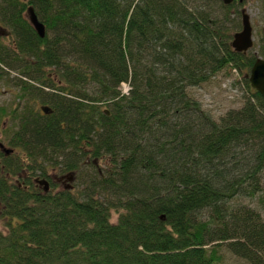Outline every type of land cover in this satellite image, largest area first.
<instances>
[{
  "label": "trees",
  "instance_id": "trees-1",
  "mask_svg": "<svg viewBox=\"0 0 264 264\" xmlns=\"http://www.w3.org/2000/svg\"><path fill=\"white\" fill-rule=\"evenodd\" d=\"M220 2L0 0L15 92L0 129L27 158L0 176V264H219L223 248L264 264L262 214L236 203L264 195V98L247 77L264 37L237 53L241 13ZM234 70L243 105L216 121L188 91ZM51 171L72 189L39 188Z\"/></svg>",
  "mask_w": 264,
  "mask_h": 264
},
{
  "label": "rangeland",
  "instance_id": "rangeland-1",
  "mask_svg": "<svg viewBox=\"0 0 264 264\" xmlns=\"http://www.w3.org/2000/svg\"><path fill=\"white\" fill-rule=\"evenodd\" d=\"M253 3H244L241 6H235V13H241V11L245 12L250 17V21L253 27V37H254V48L253 51H258L257 47L259 46V43L263 39V33H264V3H256V0H250ZM255 1V2H254ZM219 12V11H218ZM221 15V13H218ZM233 19H238L237 15H232ZM237 21H240L241 23V29H242V15H240L239 19ZM236 21V22H237ZM3 29V28H2ZM241 29L237 28L235 31H233V34L240 32ZM6 31L7 29L4 28L1 31V33H4L3 31ZM17 73L13 71V74H11L12 77H16ZM238 77V74L236 71H232L230 74L225 72H222L218 76L214 77L210 82L204 84L201 87L196 88H190L189 94L192 98L197 100L201 103L203 109L210 114V116L216 120L220 121V118L225 116L226 113L232 109H238L243 105V91L239 88H236L234 86L235 80ZM129 90V86L126 85V87L122 88L123 92L125 93L126 90ZM14 90L12 87L5 86L2 82H0V108L1 107H9L10 105H13L14 100ZM7 122V121H6ZM4 139V138H2ZM17 155H19L25 162H27L26 155L22 153V151L17 150ZM54 175V176H51ZM70 177H73V181H70ZM61 179L62 184L59 189H64L67 185H70L69 189L72 188V185H74V176L73 174H58L55 172H50V180ZM53 180V181H54ZM238 204H244L252 207L253 209L259 211L262 214V217L264 219V195H258L256 197L252 198H243L238 199L236 201ZM116 221V218H115ZM0 231L6 232L7 228L6 225L3 222V219L0 218ZM222 261L219 264H249L244 259H241L232 253L228 251L227 248L222 249Z\"/></svg>",
  "mask_w": 264,
  "mask_h": 264
},
{
  "label": "water",
  "instance_id": "water-1",
  "mask_svg": "<svg viewBox=\"0 0 264 264\" xmlns=\"http://www.w3.org/2000/svg\"><path fill=\"white\" fill-rule=\"evenodd\" d=\"M226 5H231L233 0H224ZM29 21L34 27L37 34L44 38L46 35V28L43 23H41L32 7L28 9ZM254 37H253V27L250 21V17L243 12L242 16V29L240 32L233 34V40L231 42L232 48L237 53L247 54L254 48ZM251 86L261 94L264 98V59L259 58L253 65L251 72L247 75ZM42 111L45 114H50L51 109L49 107H42ZM70 181L73 177H70ZM45 185L48 184L47 181H43ZM48 189V187L46 188Z\"/></svg>",
  "mask_w": 264,
  "mask_h": 264
},
{
  "label": "flooded vegetation",
  "instance_id": "flooded-vegetation-1",
  "mask_svg": "<svg viewBox=\"0 0 264 264\" xmlns=\"http://www.w3.org/2000/svg\"><path fill=\"white\" fill-rule=\"evenodd\" d=\"M213 1L215 2V0H213ZM219 1H221L220 3H225L224 0H219ZM250 2L253 3L250 0H233L232 4L238 6V3L243 5L244 3H250ZM208 3H210V2L208 1ZM256 3H264V0H256ZM241 15L243 16V11H241ZM263 37H264V33H263ZM11 133H12V130H10V129L9 130H7V128L0 129V176L5 175L4 174L5 167H7V165L10 166L14 162V160L16 159L17 151L11 145L12 138L9 136V134H11ZM2 138H4V139H2ZM51 176H54V175H51ZM33 178H34L35 182L37 183L38 187L41 189H44L45 191H49L50 189H52L53 186H55L57 188L62 187L61 186V184H62L61 179H59V180L57 179V181H55L54 179H53L54 181L53 180L48 181L46 178L41 179V175H36ZM10 179H11L10 181L14 180L11 177H10ZM24 179L27 180L26 178H24ZM24 179L19 177L18 179L14 180V181L16 183H18L20 186H23L25 184ZM41 181L43 184H44L43 181H47L48 184L44 186L43 184L40 183ZM69 186L70 185H67L65 188L69 189L70 188ZM47 187H48V189H46Z\"/></svg>",
  "mask_w": 264,
  "mask_h": 264
},
{
  "label": "built area",
  "instance_id": "built-area-1",
  "mask_svg": "<svg viewBox=\"0 0 264 264\" xmlns=\"http://www.w3.org/2000/svg\"><path fill=\"white\" fill-rule=\"evenodd\" d=\"M123 87L125 88V87H126V85H123ZM125 90H126V89H125ZM129 90H130V89H129ZM129 90H128V91L126 90V92H125V93L127 94V93L129 92Z\"/></svg>",
  "mask_w": 264,
  "mask_h": 264
}]
</instances>
